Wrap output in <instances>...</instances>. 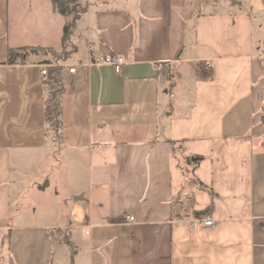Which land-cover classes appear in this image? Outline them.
<instances>
[{
  "label": "crops",
  "instance_id": "crops-1",
  "mask_svg": "<svg viewBox=\"0 0 264 264\" xmlns=\"http://www.w3.org/2000/svg\"><path fill=\"white\" fill-rule=\"evenodd\" d=\"M73 2L61 62L51 0H0L2 264H264V0ZM24 48L40 51L8 64ZM44 66L62 69L59 138ZM28 153L61 164L66 203L14 224L10 163Z\"/></svg>",
  "mask_w": 264,
  "mask_h": 264
},
{
  "label": "rangeland",
  "instance_id": "rangeland-1",
  "mask_svg": "<svg viewBox=\"0 0 264 264\" xmlns=\"http://www.w3.org/2000/svg\"><path fill=\"white\" fill-rule=\"evenodd\" d=\"M82 23H77L80 32ZM30 154H26L21 161L15 156L10 163L11 220L14 224L42 222L47 213H51L48 219L54 218L55 214L64 210L66 203L55 178L61 171V164L58 161L46 163ZM55 157L60 160L58 155ZM1 253L2 258L5 256L4 249Z\"/></svg>",
  "mask_w": 264,
  "mask_h": 264
},
{
  "label": "trees",
  "instance_id": "trees-1",
  "mask_svg": "<svg viewBox=\"0 0 264 264\" xmlns=\"http://www.w3.org/2000/svg\"><path fill=\"white\" fill-rule=\"evenodd\" d=\"M52 9L57 14L67 18V21L63 27V33L61 38L62 48L59 53H54L58 57L59 61L65 62L70 56L75 53V47L70 44V37L74 31L75 23L86 12V5L79 3H72V0H51ZM40 49H19L8 51V64H14L17 60L25 57L28 53H37ZM62 72L61 67H56L47 75L45 82L46 97L44 100V116L45 124L48 131L54 132L59 138L61 131V104L60 98L64 92V87L60 80V74ZM199 159H196L195 163ZM10 232H8L1 242V248L6 250L7 244L10 240Z\"/></svg>",
  "mask_w": 264,
  "mask_h": 264
},
{
  "label": "built area",
  "instance_id": "built-area-1",
  "mask_svg": "<svg viewBox=\"0 0 264 264\" xmlns=\"http://www.w3.org/2000/svg\"><path fill=\"white\" fill-rule=\"evenodd\" d=\"M99 63L101 64H106V65H110L112 67L115 68L116 71H120L121 67L124 65L125 63V59L121 56H111V55H106V56H103L99 59ZM77 66L74 65V66H71V67H68L67 69V73L68 75H75L76 74V71H77ZM48 70H49V66H44L42 67L41 71H40V75L42 77H45L48 75ZM156 70L157 71H161L162 70V65L161 64H157L156 65ZM122 220L125 221V222H133L134 221V217L132 216H123L122 217ZM203 226L205 227H214V224L211 220H204L202 222Z\"/></svg>",
  "mask_w": 264,
  "mask_h": 264
}]
</instances>
